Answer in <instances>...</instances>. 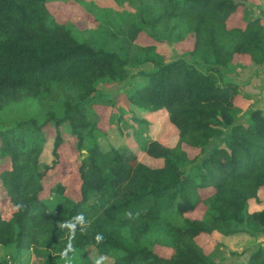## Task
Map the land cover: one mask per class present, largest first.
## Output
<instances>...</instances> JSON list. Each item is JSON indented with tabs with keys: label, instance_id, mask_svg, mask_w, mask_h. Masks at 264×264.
I'll return each mask as SVG.
<instances>
[{
	"label": "trees",
	"instance_id": "16d2710c",
	"mask_svg": "<svg viewBox=\"0 0 264 264\" xmlns=\"http://www.w3.org/2000/svg\"><path fill=\"white\" fill-rule=\"evenodd\" d=\"M50 1L0 0V246L32 252L33 264L91 249L110 264H216L217 234H264V209L250 211L252 199L263 201L264 106L238 104L244 95L232 80L239 66L264 64L263 0H113L121 10L93 0L89 14L65 22ZM252 7L259 13L247 18ZM240 11L244 21L234 23ZM190 35V49L169 59L165 46L172 52ZM130 68L139 73L127 102L164 110L179 133L174 146L143 148L157 165L100 146L107 130L96 106L117 96L107 99L102 85L124 83ZM67 142L79 165L50 181ZM78 214L87 223L74 233L60 226ZM235 264H264L262 242Z\"/></svg>",
	"mask_w": 264,
	"mask_h": 264
},
{
	"label": "rangeland",
	"instance_id": "374dc122",
	"mask_svg": "<svg viewBox=\"0 0 264 264\" xmlns=\"http://www.w3.org/2000/svg\"><path fill=\"white\" fill-rule=\"evenodd\" d=\"M112 1L113 0H106L105 3L98 2V4L99 6L108 7L113 10H121L126 6L124 5L121 7L119 5L112 4ZM252 1L255 3L259 0ZM90 3H93V0H86V5L79 0H52L50 1L49 8L58 20L65 22L74 20L77 15L84 16V14L88 11L87 8L90 7ZM261 7L264 9V0L262 1ZM103 13L108 15L110 12L108 10L105 12L104 10ZM258 13L259 9L252 7L250 11H247L246 16L248 18L251 14L258 15ZM241 14V11L236 14L234 23L244 21V18H240ZM114 16V13L111 14V17ZM91 18H93V16L88 17L87 19ZM83 21L82 23H85V21ZM78 24H81L80 20L75 23V26ZM187 38L189 39L188 41H183L179 45L171 44V47L173 48L172 52L170 51V47L167 48L165 46L164 49L169 59L177 58L183 52L190 49L192 46L193 36L190 35ZM96 39L97 44H100L103 41V39ZM141 42L145 44L150 41L146 37L142 36ZM136 50H139L138 53H142L143 51L141 48H137ZM152 67V63H146L143 65L142 69L149 70ZM129 70L131 77L124 83L114 84L111 82L102 85L105 94L107 95V99L111 95L117 94L114 101L117 102V106L119 108L115 109V115L112 117V104L115 102L111 101L109 102L110 104H106V99H104V102H101L96 106V109L101 113V125L105 130H107V136L100 140V146L104 150H108L113 146L118 148L124 154L135 153L138 155L139 159L146 164L157 165V162H153L152 158L149 157L143 148L152 140H158L165 145L174 146L178 141L179 133L178 130L168 122V115L164 110L148 113V111L139 110L127 102L126 92L131 88V84L133 85V76L139 73L137 68H130ZM229 75L230 74L226 75V80L229 78ZM138 78L139 77H135V80ZM232 80L240 83L241 90L244 95L243 98L242 96H239L237 101L238 104L243 105L244 108L250 104L252 106H264V64L256 65L254 63L248 66L245 65V67L239 66L237 72L232 75ZM130 111L137 112L139 120H135L132 114H130ZM120 115L122 116V121H118V117ZM141 119H144L145 122L140 121ZM65 149L69 157L67 161L61 164L49 177L50 181L54 182V180H62L66 178L74 173L79 165L75 148L67 142L65 144ZM50 150L51 148L49 144L47 145L46 151L42 157L43 162L49 163L51 161L52 157ZM196 152H198V150L193 151L192 153L194 154ZM260 198L263 201L260 202L256 199H252L250 201V211L264 209V193H260ZM201 210L202 208H200L196 214H200ZM216 236L222 242L221 246L217 247L212 254L216 264H235L237 261L246 262L249 260L251 252L258 246V243L262 242L264 245V234H257V236L241 234L239 236L229 237L217 234ZM200 242L202 244L211 243L208 238H202L200 239ZM2 258H6L9 264H33L36 259L32 252L22 251L17 253L14 248L0 246V260ZM77 261L82 263L92 262V264L111 263V259H100L97 256V251L95 249H91L88 253H81L72 259L64 261L62 264H74V262L76 263Z\"/></svg>",
	"mask_w": 264,
	"mask_h": 264
},
{
	"label": "clouds",
	"instance_id": "9594fccd",
	"mask_svg": "<svg viewBox=\"0 0 264 264\" xmlns=\"http://www.w3.org/2000/svg\"><path fill=\"white\" fill-rule=\"evenodd\" d=\"M126 218L127 219H138L139 218V213H132V212H128L126 213ZM87 222L85 221V218L83 216V214H78L77 216H75L73 218L72 221H68V222H65L64 224H61L60 226L62 228L64 227H67L70 229L71 232L74 233L75 229H76V226L77 224L81 225V226H84ZM98 240H102V237L101 236H98L97 237ZM71 251V248L69 247L68 249H65V251L63 253H61L62 256H67V253Z\"/></svg>",
	"mask_w": 264,
	"mask_h": 264
}]
</instances>
